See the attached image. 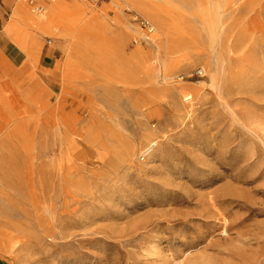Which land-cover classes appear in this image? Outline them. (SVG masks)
Wrapping results in <instances>:
<instances>
[{
    "label": "rangeland",
    "instance_id": "obj_1",
    "mask_svg": "<svg viewBox=\"0 0 264 264\" xmlns=\"http://www.w3.org/2000/svg\"><path fill=\"white\" fill-rule=\"evenodd\" d=\"M210 2L104 0L107 28L38 40L19 82L51 106H0L8 264H264V0L226 2L219 43L232 50L210 47L198 18ZM136 14L169 33L170 84L144 71L159 50Z\"/></svg>",
    "mask_w": 264,
    "mask_h": 264
},
{
    "label": "bare ground",
    "instance_id": "obj_2",
    "mask_svg": "<svg viewBox=\"0 0 264 264\" xmlns=\"http://www.w3.org/2000/svg\"><path fill=\"white\" fill-rule=\"evenodd\" d=\"M226 2H228V0H211L210 7L201 10V15L198 17L199 21L203 24V29L206 32L210 47L213 50L220 44L223 46L228 45L230 50H232V46H230V43H227V41H224V44L219 43L221 35H223L225 31L224 7ZM11 4L12 3L9 1L10 6ZM113 4L119 6V0H113ZM45 8L46 12L44 14H35L32 7L26 2L20 1L17 5L12 7V13L4 24L3 33L25 56L23 63V69L25 70L24 72L22 71L23 73L21 71L15 72L14 63L0 52V106H16L17 102L19 103L23 99L27 100V106H51L46 99H40L39 95L42 93L38 86L35 85L32 91L28 92L25 91L22 84L19 82L23 74L34 66L40 57L42 45H40L38 40L41 37L49 35L66 37L78 29H102L107 28L111 23L106 11L98 7L94 1L81 2L73 0L69 2L67 0H56L48 3ZM150 14L153 18L157 19V21H160L156 13L152 12ZM126 26L128 29H137L130 23H127ZM153 44L159 51L154 53L149 63L145 62V65H143L144 71L147 76H150L151 71L155 72L162 80V84H170L168 80L173 79L172 70L178 60L170 56L173 51L169 45V33L161 24L158 28V32L155 31ZM262 47L264 51V46ZM213 59L218 61L217 53L214 54ZM255 76L264 78V65H258L256 67ZM156 81L159 82V79H156ZM210 81V86L220 93V87L216 76L211 75ZM175 88H169L168 85H164L159 90L182 92V89L178 90ZM182 97L184 100H188L191 98V94L184 93ZM57 101L58 106H66L65 98L61 95H58ZM49 108L52 112V107ZM0 114H2L1 107ZM56 128L57 131L60 130V127ZM149 143L150 145L147 152L152 151L156 145V142L150 141ZM122 146L124 157L128 160L132 153L133 145L127 141L122 143ZM227 195V193H223V203L226 201L225 197ZM213 199L215 198H212V200ZM215 213L218 218L223 216V213L219 211ZM203 215L205 216L206 214ZM9 252L11 251L9 250ZM198 263L208 264L207 260L203 258H200Z\"/></svg>",
    "mask_w": 264,
    "mask_h": 264
},
{
    "label": "built area",
    "instance_id": "obj_3",
    "mask_svg": "<svg viewBox=\"0 0 264 264\" xmlns=\"http://www.w3.org/2000/svg\"><path fill=\"white\" fill-rule=\"evenodd\" d=\"M26 3H28L29 5L33 6V9L34 11L37 12V14L39 15H42L46 12V8H45V4L46 3H51V2H54L56 0H22ZM77 1H81V2H87V1H94V2H102L104 0H77ZM5 4V0H0V8L1 6H3ZM9 10H7L5 13H4V16H7L9 14ZM134 19L137 20L141 26V28L144 30V33H145V36L147 40H150L152 35L155 33V26L150 22L148 21L147 19L145 18H139V15L136 14L134 16Z\"/></svg>",
    "mask_w": 264,
    "mask_h": 264
},
{
    "label": "crops",
    "instance_id": "obj_4",
    "mask_svg": "<svg viewBox=\"0 0 264 264\" xmlns=\"http://www.w3.org/2000/svg\"><path fill=\"white\" fill-rule=\"evenodd\" d=\"M9 1L5 0V4L0 8V52L4 54L11 62L18 64L23 56L22 51L18 49L3 33V28L1 29L2 18L5 17L4 13L9 9ZM0 264H8L5 259L0 257Z\"/></svg>",
    "mask_w": 264,
    "mask_h": 264
}]
</instances>
